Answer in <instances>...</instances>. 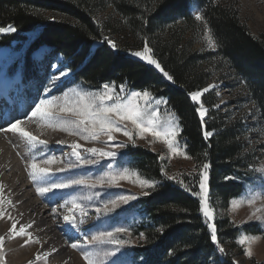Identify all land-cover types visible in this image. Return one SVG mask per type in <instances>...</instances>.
Instances as JSON below:
<instances>
[{
	"label": "rangeland",
	"instance_id": "374dc122",
	"mask_svg": "<svg viewBox=\"0 0 264 264\" xmlns=\"http://www.w3.org/2000/svg\"><path fill=\"white\" fill-rule=\"evenodd\" d=\"M236 1L241 21L247 25L253 35L264 36V0ZM110 11L111 8L104 13L107 14ZM190 12L194 18L197 14L202 17L201 20H196L202 23L201 28L192 33L191 39L195 42L194 48L198 53L205 55L201 64L210 72L208 84L205 87L209 90L204 96L209 95V102L215 101V123H221L222 127L232 129L242 153L241 162L227 177L241 184L243 191L225 204L216 192L211 191L210 172H208L207 206L212 216L207 219L203 217L207 225L213 224L215 227L216 222L223 219H228L230 223L238 227L255 224L256 227L250 230L241 228L240 234L235 239H226L221 247L227 248L235 264H264V220L250 219L254 213L256 216L264 215V122L262 114L251 98L244 78L229 65L225 58L217 54L219 47L217 40L211 29L203 24L202 9L197 0L190 1ZM28 36L29 40L25 42L14 41L11 46L0 45V48L9 49V54L0 62V79L4 80L7 86L11 85L9 92L13 98L12 103L0 102V211L7 213V215H0V236L5 237L4 264H87L80 248L74 249L71 245L73 243L83 245L85 234L90 238L92 235H98L99 232H112L116 238L129 241L121 249V253L124 254L121 258L126 260L127 264H139L131 250L142 243V238L133 233L134 227L143 218L137 202L143 197L142 192L149 191L150 193L151 191L141 187L139 181L156 180L150 179L141 172L137 159L126 154L127 150L129 148L144 149L157 154V160L163 168L162 173L175 177V180L181 181L182 187L189 191L194 187L197 188L196 192H190L199 200V180L204 164L200 165L190 155L186 145L180 139V119L168 107L165 98L157 97L149 90H136L124 85L125 91H120L121 86L109 82L110 88L115 89L111 94L115 96L118 93L119 97L123 98L121 102L126 101L131 91L141 93L148 91L151 94L152 99L148 105H145L143 100L139 101L145 113V126L154 116L157 121L154 125L156 131L163 133L168 128H175L177 137L174 147L177 151L173 152L169 149L163 136L154 137L151 132L145 133L144 136L134 133L135 146L129 143L127 148L120 150V154L115 159L106 158L102 161V166L56 172L55 169L67 167L70 161L74 162L75 158L70 155L71 144L81 145L79 149L81 154L88 155L84 152L85 148L98 147L108 150V145L101 142L107 138L101 134L100 140L93 142L84 139L83 136L63 131L57 122L73 117L71 113L59 112L57 107L52 108L56 115L47 120L39 116L32 117V111L41 99L53 100L60 104L65 99L75 102L79 95L102 92L104 84L95 88L77 80L67 58L63 54L56 53L50 46L40 47L32 53L30 59L26 60V50L29 41L33 38L31 33ZM209 37L216 43V47H208ZM52 64H58L61 70L68 73L66 83H62L60 79L58 81L57 77L50 72ZM151 66L155 68L154 65ZM209 85H214V87L209 88ZM45 88L48 89L47 92L44 91ZM195 103L198 106L203 105L206 110L204 121L214 116H211L208 106L204 103V97L201 102L196 101ZM17 120L20 121L19 129L22 131H15L11 128ZM124 123L130 129L133 128L130 121ZM25 133L35 139H29ZM114 136L117 142L128 141V137H125L122 132L114 133ZM39 141H45L46 144H41ZM58 141L64 143H57ZM67 153H69L68 156ZM50 156L55 159L52 163H46ZM33 162L39 167H49L53 170L52 173L43 179L38 178L34 181L30 175V166ZM125 168L128 169L126 173ZM105 172L119 173L128 178L120 179L116 185L103 190L99 187L87 189L74 186L70 189H57L44 196L37 191V188L44 187L46 183H56L77 175L94 179ZM95 192H99L100 195H94ZM118 195H136L138 198L129 201L128 204H120L112 212H102L98 216L96 208H102L103 203L116 199ZM89 196L92 197L91 200L87 199ZM73 197L76 198L77 204L85 208L86 214L82 215L79 208L72 207ZM251 199H254L252 204L248 202ZM32 202L37 203V210L45 211L46 221H38L34 217L36 210L35 208L32 210ZM52 208L57 209L56 214L52 212ZM257 209L261 211L257 212ZM64 215L72 216L75 223L66 224L63 220ZM13 222L17 224V231L19 227L25 226L26 231L31 235L24 237H15L14 233L10 235L9 229ZM50 224L56 227V232L60 230L62 233L54 237V232L48 227ZM62 227H69L72 232H65L61 229ZM117 227H124L127 231L116 233L115 228ZM252 237L256 239H251ZM25 240H29V243L25 244ZM241 240L245 242L241 244ZM59 242L64 245L63 248L61 250L56 248L53 251L52 248ZM45 243L49 244L50 251L40 254ZM113 247L114 245L111 244H94L88 246V251L98 252L102 256L105 251H110ZM248 250L251 251V256L247 255ZM121 253L117 256H121ZM114 259L116 257H108L103 260V264H112Z\"/></svg>",
	"mask_w": 264,
	"mask_h": 264
},
{
	"label": "trees",
	"instance_id": "16d2710c",
	"mask_svg": "<svg viewBox=\"0 0 264 264\" xmlns=\"http://www.w3.org/2000/svg\"><path fill=\"white\" fill-rule=\"evenodd\" d=\"M190 1L0 0V27L16 28L15 32L0 34V45L28 41L31 33L26 60L40 47L50 46L67 58L82 83L98 88L112 82L165 98L180 119V139L200 165H210V189L227 204L243 191L241 184L225 179L241 162L242 153L232 129L215 123V101L209 102V95L203 96L214 116L202 121L196 111L199 106L188 95L203 90L210 75L201 64L205 55L198 53L191 39L202 23L190 12ZM197 1L203 24L217 40V54L244 78L264 122V36L253 35L241 21L236 0ZM109 8L111 11L105 14ZM106 39L117 47L111 48ZM145 44L153 49V58L173 76L174 82L133 55ZM204 131L215 133L205 139ZM126 154L137 159L145 176L160 182L137 202L143 218L133 233L142 238V243L131 250L138 262L147 259L149 264H235L227 248L220 253L211 241L200 200L190 192L198 189L189 191L176 180L166 179L157 154L130 148ZM254 227L255 224L238 227L228 219L217 221L219 247L226 239H235L241 228Z\"/></svg>",
	"mask_w": 264,
	"mask_h": 264
},
{
	"label": "snow or ice",
	"instance_id": "6c2138e0",
	"mask_svg": "<svg viewBox=\"0 0 264 264\" xmlns=\"http://www.w3.org/2000/svg\"><path fill=\"white\" fill-rule=\"evenodd\" d=\"M54 18V17H53ZM196 20H201V15L197 14L195 17ZM16 28L14 26L8 27H0V34L15 32ZM111 48L115 49L117 46L111 39H106L105 41ZM208 47L214 48L216 47V43L208 38ZM153 49L147 44L143 47L142 51H135L133 55L135 57L140 58L142 61H147L149 65H154L156 69H158L162 75L168 80L172 81L173 76L169 74V72L165 71L163 67H161V63L158 62L157 59L153 58ZM67 73L64 71H59V77L56 79L59 81L61 77H66ZM214 87V85H209V88ZM208 88H205L203 91L208 92ZM45 92L48 91L47 88L44 89ZM115 91L114 88H110L108 83L103 85V91L96 94H82L79 95L75 102H70L67 99L63 101L62 104L56 103L53 100L49 99H41L38 104H36L35 109L32 111V117L39 116L41 119H50L54 117L56 113L52 111L53 107H57L59 112L62 113H71V119L60 120L57 122L58 126L63 130L67 131L73 135L83 136L86 140H91L93 142L99 141L101 134L106 136L105 141H101L108 145V150L104 148L91 147L85 148L84 152L88 155H82L79 149L81 145L77 143L71 144V153L70 155L75 158L74 162L70 161L67 167L57 168L56 172H69L71 169L77 168H87L89 166L96 167L102 166V161L106 158L108 160L115 159L118 154H120L121 149H125L131 143L135 146V142L133 140L134 133L139 134L140 136H144L145 133L151 132L154 137L163 136L166 140L169 149L173 152H176L177 149L174 147V143L177 137V130L175 128H168L163 133L156 131L154 125L156 124V119L153 118L148 120L147 126L144 123V109L139 103L140 100H143L145 105H148L151 101L152 97L148 91H144L143 93L137 91H131L129 93V97L126 101L121 102L123 98H120L118 93L114 96L111 93ZM120 91H125V87L121 85ZM191 100L196 102L201 97L200 91H192L188 93ZM114 101L111 104L106 102ZM159 103V101H157ZM196 111L199 114V117L203 121L205 118V109L203 105L197 107ZM125 121H130L133 128H129ZM20 121L17 120L15 124L11 125L12 130L22 131L19 129ZM122 132L125 137H128L127 142H117L115 140L114 133ZM25 136H28L29 139L34 140V137H31L30 134L25 133ZM203 136L205 139H208L213 136L212 131H204ZM111 142V143H110ZM41 144H46L45 141H39ZM57 143L63 144V141H58ZM55 157L50 156L46 163H52ZM163 159V158H162ZM31 172L30 175L32 179L35 181L38 178L43 179L52 173V169L49 167H39L35 162L31 164ZM209 165H203V172L200 175L199 180V189H200V211L203 216L207 219L212 216V212L209 211L207 206L208 204V182H209ZM128 171L127 168L124 169L126 173ZM163 172V168L161 169ZM165 178L168 180H175V177L167 176V173L164 174ZM126 175L122 174H112L110 172H105L102 175L96 176L94 179L91 177H86L82 175H77L70 178H65L56 183H46L44 187L37 188V191L41 196H44L46 193H53L54 190L57 189H70L74 186H81L87 189H105L112 185H116L120 179H127ZM226 179H230V177H226ZM141 187L148 188L150 190H154L159 186L158 181H150V180H141L139 181ZM177 183H182L181 181H177ZM149 191H144L141 193L142 196H148ZM94 195L99 196V192H95ZM138 197L136 195H118L114 200H108L103 203V207L96 208V213L99 216L102 212L108 213L114 211L116 208L120 206V204H128L131 200H136ZM88 200H91L92 197H87ZM250 204L254 203V199L248 201ZM111 205V207H109ZM72 207L79 208L82 215L86 214L85 208L80 204L76 203V198L72 199ZM71 211V209H70ZM257 212H260L261 209H257ZM52 212L54 214L57 213L56 208H52ZM0 215H7V213L0 211ZM257 220H264V215L256 216L255 213L253 217ZM64 222L66 224L71 225L74 224V218L70 215L63 216ZM83 223V221H81ZM210 228V236L211 241L217 245L218 251L220 253H224L225 249L219 247L218 238H217V228L213 224H209ZM17 224L15 222L12 223L11 229H9V234L15 235V237H24L30 236L31 233L26 231L25 226L19 227L18 231ZM127 231L124 227L115 228L116 233ZM143 237V233L140 234ZM251 239H256V237H252ZM245 241L241 240L240 243L243 244ZM5 243V237L0 236V264H4V254H3V245ZM25 244L29 243V240L24 241ZM129 243V241L120 240L116 238L112 232H99L98 235H92L90 238L87 234L83 237V245L78 243H73L71 245L72 248H80L81 253L83 255L84 260L87 264H103V260L108 257H116L112 261V264H127L126 260L122 259L123 253H121V249L125 247V245ZM94 244H111L114 247L110 251H105L101 256L98 252H90L88 251V246ZM53 251H55L53 249ZM118 253H121V256H117ZM251 251H247V255L251 256ZM139 264H149L147 259H142L139 261Z\"/></svg>",
	"mask_w": 264,
	"mask_h": 264
},
{
	"label": "bare ground",
	"instance_id": "6f19581e",
	"mask_svg": "<svg viewBox=\"0 0 264 264\" xmlns=\"http://www.w3.org/2000/svg\"><path fill=\"white\" fill-rule=\"evenodd\" d=\"M9 54V49H5V48H0V62L2 59H4L7 55ZM59 71H64V70H61L60 66L58 64H52V67H51V70L50 72L53 73V75H55L56 77H59ZM65 72V71H64ZM67 73V72H65ZM68 73H67V76L66 77H61L60 80L61 82H65L68 81ZM11 85L7 86V83L0 79V102H6V104H8L9 102L12 103L13 101V98H12V95L11 93L9 92V88H10ZM204 90V89H203ZM201 90V97L200 99L197 101V102H201L202 101V98L205 94V92ZM2 91V92H1ZM3 94V95H2ZM5 94V95H4ZM5 99H4V98ZM3 98V99H2ZM3 100V101H2ZM69 155V153H67V156ZM31 202V201H30ZM37 203L36 202H32L31 203V207L33 208L32 210H36V213L34 215V217L37 218L38 221H46V215H45V211H42V210H37ZM48 225V224H47ZM49 229L50 231L54 232V237L57 236V235H60L62 232L60 230H58L56 232L55 230V226L52 224H50L49 226ZM59 229V228H58ZM61 229H63L65 232H72L71 229L69 227H62ZM62 230V231H63ZM61 232V233H60ZM74 233V232H73ZM77 233V232H76ZM34 235V234H33ZM53 240V239H52ZM51 240V241H52ZM55 240V238H54ZM53 240V241H54ZM48 243H45L40 251V254L43 253V252H47V251H50V249L48 248ZM63 244L62 243H56V245L52 248V249H56V248H59L60 250L63 248ZM52 251V250H51ZM54 253V252H53Z\"/></svg>",
	"mask_w": 264,
	"mask_h": 264
}]
</instances>
